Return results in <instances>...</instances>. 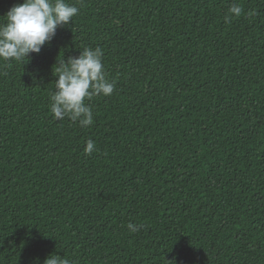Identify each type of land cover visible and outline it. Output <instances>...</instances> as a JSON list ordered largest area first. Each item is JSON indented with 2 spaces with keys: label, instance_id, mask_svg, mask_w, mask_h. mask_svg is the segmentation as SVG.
I'll return each instance as SVG.
<instances>
[{
  "label": "trees",
  "instance_id": "1",
  "mask_svg": "<svg viewBox=\"0 0 264 264\" xmlns=\"http://www.w3.org/2000/svg\"><path fill=\"white\" fill-rule=\"evenodd\" d=\"M67 2L72 24L0 61V264H264V0ZM83 47L115 82L88 127L49 107Z\"/></svg>",
  "mask_w": 264,
  "mask_h": 264
},
{
  "label": "clouds",
  "instance_id": "2",
  "mask_svg": "<svg viewBox=\"0 0 264 264\" xmlns=\"http://www.w3.org/2000/svg\"><path fill=\"white\" fill-rule=\"evenodd\" d=\"M242 11L241 6L233 3L225 22H230L233 15L239 17ZM79 12L80 8L67 0H23L13 5L0 16V61H28L31 53H39L42 46L53 39L58 27L72 24ZM102 57L100 47H83L78 56H70L67 61L63 57L57 60L53 75L58 79L49 94V107L55 119L68 118L81 127L93 124V111L86 101L95 96H111L115 89V82L107 78ZM94 150L95 142L89 139L84 152L90 155ZM142 227L133 223L127 225L131 232H138ZM167 261L177 264L175 258ZM30 264H40L39 258H33ZM43 264L76 262L52 253Z\"/></svg>",
  "mask_w": 264,
  "mask_h": 264
}]
</instances>
